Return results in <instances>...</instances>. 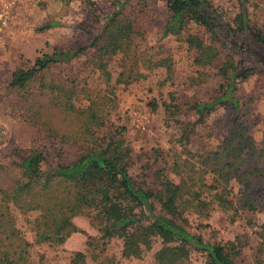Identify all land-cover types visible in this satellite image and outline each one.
<instances>
[{
    "label": "rangeland",
    "instance_id": "rangeland-1",
    "mask_svg": "<svg viewBox=\"0 0 264 264\" xmlns=\"http://www.w3.org/2000/svg\"><path fill=\"white\" fill-rule=\"evenodd\" d=\"M209 1L231 24L242 5L250 29L238 36V50L233 57L236 69L252 67L253 71L246 80L237 82L234 95L239 102L238 114L225 103L189 130L190 122L196 118L190 104L205 102L217 95L221 82L217 68L227 52L219 48L220 58L216 62L197 69L192 63L195 51L186 47L183 38L186 33H198L208 43V35L202 27L189 23L179 37L161 36V28L169 16L165 0H24V3L15 0L0 54V129L3 132L0 181L17 176L21 156L31 149L44 152L46 162L43 166L56 161L67 163L80 153L77 149L82 143L78 136L79 119L64 109L51 106L63 103L62 93H67L78 109L86 107L94 97L103 95L104 101L98 103L105 121L98 134L105 137L114 127H123L124 138L135 158L130 174L138 179L144 177L138 164H160V159L152 162L156 152H151V148L161 151L163 160L170 163L172 152L182 148L180 135L183 129L189 136L185 148L190 151L199 147L213 148L230 125L229 120L239 115V121L248 125L255 147L264 146V0ZM118 3L122 4L120 18L129 19L134 30L123 33L126 37L129 33V44L122 54L109 59L106 66L109 76L105 77L93 66L94 48L88 43L100 28L104 14ZM50 20L57 22V26L47 25ZM42 26L44 28L39 30ZM256 31L263 37V42L255 39ZM82 45H86L87 50L75 59L77 61L53 65L39 73L43 85L37 81L28 83L24 89L7 85L10 73L18 67H28L26 60L36 53ZM160 59L169 61V75L164 67L150 66ZM118 72L122 75L118 76ZM134 72L138 74L134 75ZM46 84L49 86L43 88ZM51 85H57L58 89L50 91ZM51 94H57V97L52 99ZM170 98L174 99L171 101ZM32 102L33 106L34 102L39 105L34 106L31 114L28 107ZM165 104L169 106L166 110ZM195 159L189 158L194 165L199 162ZM246 159L252 162L256 156ZM206 179L209 181L210 176ZM228 184L233 193L239 188L233 181ZM249 193L263 197L264 183L254 179ZM234 205L236 213L233 215V210L220 209L212 202L202 213L191 212L183 216L189 222L188 229L204 239L224 242L236 234H246L248 245L241 248L233 263L258 264L253 250L259 242V225L264 222V213H250L240 209L239 203L234 202ZM155 210L158 212L156 205ZM12 212L15 226L31 242L28 249L31 264H153V253L163 245L161 235L151 227L154 233L150 247L138 258L122 257L121 239L114 237L102 245L96 225L84 214L61 223L58 230H70L61 244L35 243L31 221L37 212ZM142 222L149 225V220ZM87 235L91 238L86 242ZM260 257L259 264H264V250ZM202 263L203 255L194 251H190L184 261V264Z\"/></svg>",
    "mask_w": 264,
    "mask_h": 264
},
{
    "label": "trees",
    "instance_id": "trees-1",
    "mask_svg": "<svg viewBox=\"0 0 264 264\" xmlns=\"http://www.w3.org/2000/svg\"><path fill=\"white\" fill-rule=\"evenodd\" d=\"M165 3L169 16L161 28V36L179 37L189 23L202 27L208 35V43L198 33H186L183 38L186 47L195 51L192 63L197 69L216 62L220 58L219 48L227 51L217 68L221 80L217 95L205 102L190 104L196 118L190 122L189 130L225 103L238 114L239 102L234 95L237 82L246 80L253 71L252 67L236 69L233 57L238 50V36L250 29L242 5L231 24L209 0H165ZM121 5L116 4L113 10L104 14L100 28L88 43L94 48L93 66L105 77L109 76L106 68L109 59L122 54L129 44V33L127 37L123 33L134 30L129 19L120 18ZM47 25L57 26V22L50 20ZM254 36L263 42L259 32H254ZM85 50L86 45L38 51L26 60L28 67H18L10 73L7 85L16 89H24L28 83L36 81L43 85L40 72L53 65L72 64ZM150 66H161L166 74L171 73L167 59L157 60ZM119 75L122 72H118ZM36 88L40 93V87L37 85ZM50 88L53 91L58 86L51 85ZM56 95L51 94L52 99ZM62 97L63 103L51 106L64 109L79 119L78 136L82 143L77 149L80 153L67 163L56 161L43 166L46 162L44 152L31 149L21 156L17 176L0 181V264H31L28 254L31 242L15 226L12 210L23 214L37 212L31 221L35 243L61 244L70 232L58 230L61 223L84 214L96 225L102 245L114 237L121 239L122 257H140L142 251L150 247L152 227L163 239V245L153 253V264H184L190 251L203 255L202 264H234L233 258L248 245L246 234H236L224 242L204 239L188 229L189 222L183 215L202 213L212 202L220 209L233 210L232 215L236 213L234 202L244 211L264 213V196L249 193L254 179L264 183V146L255 147L248 125L239 121V115L229 120L230 125L213 148L199 147L193 151L185 148L189 136L184 129L180 135L182 148L172 152L170 163L163 160L161 151L151 148V152H156L152 162L160 159V164H138L144 175L138 179L130 174L135 158L124 138L123 127H114L105 137L98 134L105 121L98 103L104 101L103 95L89 100L82 109L73 106L67 93H62ZM38 105L34 102L35 107ZM34 106L32 102L28 107L31 114ZM151 108H154L153 104ZM163 108L166 110L169 106L165 104ZM262 139L264 141V134ZM253 156L256 160L248 162L246 158ZM190 157L199 162L194 165ZM229 181L239 186L235 193ZM228 195L231 196L228 198ZM143 220H149V225H144ZM259 229V242L253 250L258 264L264 250V222L260 223ZM89 238L91 236L87 235L86 242Z\"/></svg>",
    "mask_w": 264,
    "mask_h": 264
},
{
    "label": "built area",
    "instance_id": "built-area-1",
    "mask_svg": "<svg viewBox=\"0 0 264 264\" xmlns=\"http://www.w3.org/2000/svg\"><path fill=\"white\" fill-rule=\"evenodd\" d=\"M15 5V0H0V54L4 47V36L9 27L12 9ZM2 131L0 129V143L2 141Z\"/></svg>",
    "mask_w": 264,
    "mask_h": 264
},
{
    "label": "crops",
    "instance_id": "crops-1",
    "mask_svg": "<svg viewBox=\"0 0 264 264\" xmlns=\"http://www.w3.org/2000/svg\"><path fill=\"white\" fill-rule=\"evenodd\" d=\"M22 3H24V0H22ZM13 9H14V7H13ZM13 9H12V10H13ZM18 10H20V8H18Z\"/></svg>",
    "mask_w": 264,
    "mask_h": 264
}]
</instances>
